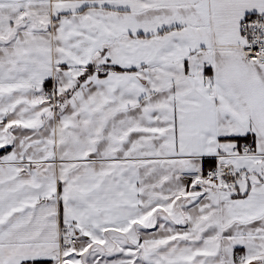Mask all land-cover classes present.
<instances>
[{
    "label": "snow or ice",
    "instance_id": "6c2138e0",
    "mask_svg": "<svg viewBox=\"0 0 264 264\" xmlns=\"http://www.w3.org/2000/svg\"><path fill=\"white\" fill-rule=\"evenodd\" d=\"M0 264H264V0H0Z\"/></svg>",
    "mask_w": 264,
    "mask_h": 264
}]
</instances>
